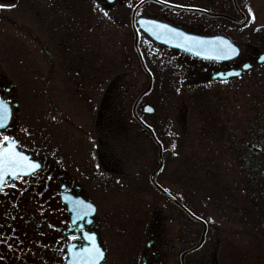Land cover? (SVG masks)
Wrapping results in <instances>:
<instances>
[{"label":"flooded vegetation","instance_id":"obj_1","mask_svg":"<svg viewBox=\"0 0 264 264\" xmlns=\"http://www.w3.org/2000/svg\"><path fill=\"white\" fill-rule=\"evenodd\" d=\"M8 1L11 12L21 2L23 20L18 31L36 42L39 52L23 53L18 63L11 51L4 59L0 55V100L9 110L0 135L16 140L17 151L39 162L41 169L37 176L4 178L0 264H69L73 251L91 245L84 232L94 234L104 252L99 264H248L250 256L264 252V94H260L264 93V61L257 63L264 52V24L246 26L248 12L238 5L244 21L222 19L214 22L216 31L199 33L227 37L239 47L238 56L216 60L173 49L179 64L171 77L165 117L153 116L156 109L144 102L153 94L151 71V91L138 101L135 115L163 146L158 174L170 173L165 189L179 204L166 200L181 218L172 229H180L182 239L164 249L163 227L154 216L144 248L120 249L113 259L94 201V185L105 188L110 174L122 173L121 158L109 149V137L122 130L134 133L133 124L139 132L134 135L144 133L157 149L150 173L159 165L150 132L132 113L143 91L142 68L138 62L133 74L125 69L109 80L108 20L100 17L94 24L93 0ZM117 1L123 2L101 0V6L110 10ZM31 12L37 19L36 34L29 31ZM218 12L239 18L230 3ZM129 25L132 35L127 43L137 58L130 16ZM95 26L100 32L95 33ZM140 37L139 31L138 46ZM244 63H250L251 69L230 75ZM251 72L257 74L248 76ZM99 92L94 122V94ZM126 101L131 103L129 110ZM146 103L152 114L144 113ZM173 173H180L182 181ZM175 185L177 191L172 189ZM81 200L95 205L96 211L87 209L88 215L77 220L75 202ZM204 228L202 245L186 254L182 263L181 254L199 242ZM72 245L75 248L70 250ZM181 245L183 249L177 250Z\"/></svg>","mask_w":264,"mask_h":264},{"label":"rangeland","instance_id":"obj_2","mask_svg":"<svg viewBox=\"0 0 264 264\" xmlns=\"http://www.w3.org/2000/svg\"><path fill=\"white\" fill-rule=\"evenodd\" d=\"M33 1L37 3L38 0ZM66 1L69 4V0ZM165 1L184 6L201 7L210 11L227 9L230 3L229 0ZM136 2L137 0L117 1L110 10H104L101 6V0H93L94 24L96 25V19H100V17H104L105 21L108 20V34L105 40H108L109 46L110 81L117 78L125 69H128L129 73L132 74L134 70L137 71L138 69L137 58L130 44L127 43L132 35L129 16ZM62 3L64 4L65 0H62ZM238 3L248 12V23L246 26L254 27L264 24V0H238ZM19 4L20 7H16L14 12H11L9 1L0 0V5H4V7H0V55L4 59L7 52H13L15 63H18L17 60L22 58L23 53L39 52L36 42L24 37L18 31L21 29L20 24L23 20L22 4L21 2ZM32 15H34L33 12L30 14L31 25L29 31L36 34L38 32L37 19H34ZM138 15L166 20L176 26L197 33L216 31L218 27L214 22L224 21L193 12L178 11L152 2L143 5ZM96 32L98 33L100 30L95 26ZM140 39L141 51L147 66L154 75L153 94H149L144 102H151L156 109V113L153 116L159 117L162 114L165 117L168 97H170L171 77L176 74L179 62L175 58L174 50L155 43L143 33ZM26 45H28V49H26ZM262 45L264 46V43ZM241 46L246 52V46ZM262 49L264 50V48ZM256 74V72H251L248 76ZM140 80L144 89L146 76L143 72L140 75ZM94 95V122H96V110L99 107L102 92ZM155 96H158V100L155 99ZM125 104L129 110L131 103L126 101ZM147 117L149 119L150 116ZM130 127L134 133H139L133 124ZM134 133L122 130L117 136L109 137V149L115 150L121 158L122 173L119 176L110 174L108 185L105 188L94 185V201L99 210L97 215H101L100 218L103 220L101 222L104 225V229L107 230L110 254L113 259H117L121 254L120 249L128 250L129 246L134 245L144 248L149 227L153 224L152 216L155 208L159 210L155 217L163 227L161 243L164 249H167V246L171 244H176L177 238L181 241L183 234L180 229L179 231L172 229L175 225L181 224L180 216L176 214V211L172 209L167 200L150 188L148 183V175L152 170V160L157 149L144 133L141 132L138 136H136L137 134L134 135ZM96 143L95 139V146H97ZM163 144H166L164 139ZM169 174L167 170H164L157 176V180L167 187L169 186ZM173 175L177 177V181H182L180 173H173ZM175 186L172 189L177 191L179 188L177 186L181 185L177 184ZM259 244H263V241L260 240ZM182 249V245L177 247V250ZM175 255L177 257L178 252H175ZM251 261L253 264H264V252L261 250L260 253L250 256L247 263L250 264Z\"/></svg>","mask_w":264,"mask_h":264},{"label":"snow or ice","instance_id":"obj_3","mask_svg":"<svg viewBox=\"0 0 264 264\" xmlns=\"http://www.w3.org/2000/svg\"><path fill=\"white\" fill-rule=\"evenodd\" d=\"M4 7V5H0ZM107 15V13H105ZM152 25V28L148 29L151 34L156 36L157 39L166 37L168 40L181 38L185 41V44L192 49H203L208 42L203 41L197 37L185 36L184 33L177 31L175 28H171L167 24H159L156 21L148 22ZM155 29V30H153ZM216 41L220 47L217 49L221 54L217 55V59L223 58L224 52H230L233 56L238 54V50L227 40L222 37H217ZM183 46V45H182ZM261 61H264V56L260 57ZM245 68L250 65L245 64ZM239 75V73H236ZM151 111V109H148ZM8 108L3 100H0V129L6 127V120L8 116ZM41 165L39 162L31 160L27 155L20 151H17V141L8 135H0V192H4L5 176H12L20 178L22 175L37 176ZM15 186V185H13ZM76 208L74 211L77 212V220H83L87 215V209H92L91 204H86L84 201H76ZM81 213H83L81 215ZM85 239L91 241L89 247L81 248L79 251H73L72 257L69 264H99V261L104 257V252L96 244L95 235H90L87 232L83 233ZM77 237L73 236L75 240ZM12 245L9 244V247ZM75 246H70V250L74 249Z\"/></svg>","mask_w":264,"mask_h":264},{"label":"water","instance_id":"obj_4","mask_svg":"<svg viewBox=\"0 0 264 264\" xmlns=\"http://www.w3.org/2000/svg\"><path fill=\"white\" fill-rule=\"evenodd\" d=\"M146 1H153V2H157L159 4H162V5H165V6H168V7H172V8H176V9H180V10H184V11H192V12H198V13H203L205 15H208V16H211V17H223V18H227V19H230L234 22H242L244 20V15L241 13V17L239 19H234L232 17H229L227 15H224V14H220V13H211V12H208L204 9H200V8H194V7H183V6H177V5H172V4H169V3H166L164 1H161V0H141L133 9V12H132V16H131V21H132V27H133V31H134V47H135V50H136V53H137V56H138V60H139V63L143 69V71L147 74L148 76V85L147 87L139 94V96L137 97V99L135 100L134 104H133V107H132V112H133V115L135 116V118L138 120V122L146 129L150 132L151 134V137L153 139V141L155 142V144L158 146V162H159V165L158 167L150 174L149 176V181L150 183L153 185V187L155 189H157L161 194H163L165 197L175 201L176 203H178L165 189H163L158 183H156L155 181V176L156 174L160 171V169L162 168V165H163V156H162V146L160 144V142L156 139L152 129L150 127H148L147 125H145L141 119H139L138 117H136L135 115V106L136 104L138 103V101L145 95L147 94L151 87H152V76H151V73L149 72V70L147 69L145 63H144V60H143V56L138 48V45H137V42H138V31L137 29L135 28L134 26V15L137 11V9L143 4L145 3ZM234 7L239 11L238 9V6H237V3H236V0H231ZM240 12V11H239ZM150 21H156L157 23L159 24H167L169 25L171 28H175L177 31L179 32H182L184 33L185 36H189V37H197L203 41H206L208 42L206 44V46L203 48V49H192L190 50L189 47L185 44V41L181 38H177V39H172V40H168L166 37H162L160 39H157L156 36L152 35L151 34V31H149L148 29L152 28V25L148 22ZM137 25H138V28L140 30H142L145 34H147L152 40H154L155 42L159 43V44H162V45H165L167 47H170V48H175V49H179L181 51H184V52H187L189 54H192V55H195L197 57H201V56H204L206 58H216L217 55H220L221 53L219 51H217V49L220 47L219 43L216 41V38L217 37H222V36H213V37H203V36H199V35H195V34H190V33H187L179 28H176V27H173L172 25L168 24V23H165V22H162V21H158V20H154V19H150V18H145V17H140L137 19ZM155 30V29H153ZM224 38V37H222ZM225 40H227L226 38H224ZM229 41V40H227ZM183 45V46H182ZM233 45V44H232ZM234 46V45H233ZM237 50L238 48L236 46H234ZM213 48V49H212ZM212 49V50H211ZM228 52H224L223 53V58H221L220 60H224V59H227L228 55H227ZM230 53V52H229ZM239 53V51H238ZM238 55V54H237ZM237 55H231L232 57H235ZM262 56H264L263 54H261ZM258 63L262 62L260 59L257 61ZM248 64V63H246ZM245 65V64H244ZM244 65L242 66V69H239L237 71L234 72V74L236 75V73H241L242 70H246V69H249L252 65L251 64H248L250 65V67L248 68H245ZM146 108H149L148 105L145 106L144 109ZM179 204V203H178ZM181 206V205H180ZM157 211V210H155ZM204 224V223H203ZM205 230L206 228H204L203 232H202V235L200 237V240L198 242V244L196 246H194L193 248L185 251L184 253L181 254L180 256V260L181 262L183 263V260H184V257L186 254L198 249L203 241H204V238H205Z\"/></svg>","mask_w":264,"mask_h":264}]
</instances>
